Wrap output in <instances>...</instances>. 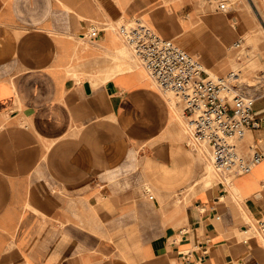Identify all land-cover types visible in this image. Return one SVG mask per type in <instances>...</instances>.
Instances as JSON below:
<instances>
[{"label":"crops","instance_id":"0c3cea01","mask_svg":"<svg viewBox=\"0 0 264 264\" xmlns=\"http://www.w3.org/2000/svg\"><path fill=\"white\" fill-rule=\"evenodd\" d=\"M201 5L0 0V264H264L263 238L240 224L264 217V158L233 174L244 204L223 184H202L181 105L138 70L110 21L141 18L170 38L194 23L213 44H227L209 62L218 69L244 28L236 12L202 14ZM239 16L248 29L257 24L251 13ZM91 21L101 28L88 38L82 30ZM108 55L134 69L103 80L78 70L120 69ZM253 112L262 116L264 106L254 100ZM251 130L264 149V121ZM248 140L239 136L240 150ZM202 159L207 170L232 175ZM190 182L194 194L176 201Z\"/></svg>","mask_w":264,"mask_h":264},{"label":"built area","instance_id":"2783aa9c","mask_svg":"<svg viewBox=\"0 0 264 264\" xmlns=\"http://www.w3.org/2000/svg\"><path fill=\"white\" fill-rule=\"evenodd\" d=\"M209 2L219 6L233 3L232 0ZM108 24L103 25L108 27ZM100 28V24L91 21L86 37H95ZM116 29L158 85L172 92L183 104L191 147L198 151L207 146L214 166L231 174L246 172L261 161L264 149L256 146L244 152L237 143L243 129L261 125L264 114L255 116L251 95L236 91L230 98L225 93L231 78H237L234 71L227 76H212L196 55L174 38L160 35L141 18L117 23ZM256 226L264 233V217L256 219ZM244 230H248V225Z\"/></svg>","mask_w":264,"mask_h":264},{"label":"rangeland","instance_id":"374dc122","mask_svg":"<svg viewBox=\"0 0 264 264\" xmlns=\"http://www.w3.org/2000/svg\"><path fill=\"white\" fill-rule=\"evenodd\" d=\"M192 1L196 4H202L200 6V11L202 12V14H204L206 12H216V11H220L221 13H225L226 10L227 11L229 10V12H231V13L236 12L237 20L240 21V25H242V27L244 28V31L242 32L241 35H239V37L232 44H236L237 42H239L240 45L236 44L235 46H233L231 48L230 56H229L228 60L225 61L224 63H222V65H220L218 67V69L214 68V67H212V68L216 71L217 75H221V76H227L228 73L237 69L236 71H238L240 73V77H239V79L231 78L232 79L231 85L235 86V88L237 89V92H240V93L244 92L245 94L251 95L252 97H254V100L256 99L255 100V108L264 106V95H263L264 94V76H262L264 74V0H232L233 3L230 4V6H228L227 4H223V5L219 6L217 3L209 2V0H192ZM240 13H243L246 16H248V14L251 13L253 15V17L256 19L257 24L254 27L248 29L246 27V25L244 24V22H242V20L239 16ZM110 21L115 26L118 22L120 23V21H118L117 23L113 22L112 20H110ZM189 22L190 21L187 20L186 24H188ZM111 23L108 25L110 26ZM192 25H194V26L192 28L188 29V31H187V33L190 37V40L188 38H186L185 35L182 34V35H180V37L184 38V40H183V43L180 42V45H182L183 47H185V46L186 47L187 46L192 47L193 50L191 52L194 55H196L200 60H202V62L205 65V68H206V63L204 62L203 59H206V60H209L210 62H213L215 60V58L219 55V53L227 47V44H226V46L223 44L221 47L213 44L210 41L208 36H202L198 33V28L194 23ZM231 26L234 28L237 25H236V23H232ZM79 27L81 28L80 24H79ZM109 28H112V27H109ZM82 31H83V33L86 32L87 27L83 28ZM83 33H80V35H82ZM194 36H195V38H194ZM171 37H177V35H173ZM83 41L86 44H88L87 41H85L82 38H79L80 43L83 44ZM228 46H230V45H228ZM215 51H217L216 54H215ZM108 56H110V55H108ZM108 59H110L112 61H115V59H117L118 60V62H117L118 66L120 63V65L122 64L121 65L122 67H120V69H118V70L112 69L110 71H108V70L104 71L103 69H100V68L78 69L79 68V65H78L77 69L79 71H81L82 73H84L85 75H87V77L103 80L105 78L112 77V76L116 75V73L121 71V70L129 68L130 64H129L128 59H125V62H124L122 60V57L116 56V55L110 56ZM78 60H80V58ZM72 68H76V67H72ZM242 78L243 79L245 78L246 82L245 81L240 82V79H242ZM247 82L250 85H247ZM230 98H231V96H230ZM180 104H181V107L183 109V104L182 103H180ZM251 129L245 128L243 130V132H245L246 130H251ZM261 139L262 138H259V140H261ZM184 140H185V142H187L188 138L185 137ZM253 140L259 141L258 138L255 137L254 133H253ZM253 140L250 139V140H248V141H250V143L245 142L243 144L245 150H247V151L250 150L249 148H251V145L254 144ZM240 142H242V141H240ZM201 154H202V151L200 149L197 151V154H196L197 156L200 157V159L203 162L202 174L199 177L200 181H201V177H203V175L207 171V167H205V164H204V161L202 159ZM254 168H256V166L253 167L252 170ZM232 176L235 177L234 181H236V179L239 175H233L232 174ZM262 178H264V175ZM214 179H216L217 184H215V185L211 184L209 186H215L216 187L217 185H222V183L218 182L219 179L217 177H214ZM201 182H202V184L205 183L204 178ZM201 182L199 185H201ZM192 184L193 183L190 182L187 184L186 187L182 188L180 191H177L176 196H175V200L176 201L189 200L190 197L192 196V194H194V191L196 188V186H193ZM263 186L264 185L262 183L260 185V188H262ZM241 194L239 197H240L241 202L244 204V200H245L244 195L245 194L244 193H241ZM235 201L236 200H234V202ZM251 221L255 222V225H256V220L253 218V216H252ZM251 221L246 222L245 220H240V224L241 225H243V224L248 225L249 229H251V231L255 233V226L253 229L252 223L250 224Z\"/></svg>","mask_w":264,"mask_h":264},{"label":"bare ground","instance_id":"6f19581e","mask_svg":"<svg viewBox=\"0 0 264 264\" xmlns=\"http://www.w3.org/2000/svg\"><path fill=\"white\" fill-rule=\"evenodd\" d=\"M151 26V25H150ZM152 27V26H151ZM154 28V27H153ZM155 29V28H154ZM156 30V29H155ZM157 31V30H156ZM158 32V31H157ZM159 33V32H158ZM109 36L113 39V42H114V46L115 47H121V48H124L125 49V43H124V40H122V38L120 37V35H118L117 33H115L114 31H112L111 29H110V31H109ZM160 34V33H159ZM161 35V34H160ZM183 35H185L186 36V38H190L189 37V35H188V33H187V31H184L183 32ZM171 38H177L178 39V41H180L181 43H183V40H184V38H182V37H180L179 35H177V37H171ZM190 40V39H189ZM236 44H239V42H237ZM235 44V45H236ZM240 45V44H239ZM130 49H131V47L129 46V45H127ZM187 48H188V50H190V51H192L193 49H192V47H188L187 46ZM131 51H132V53L134 54V56L136 57V59L138 60V62L146 69H144V68H142V67H138V70H140V71H143L146 75H147V73H146V71L150 74V72L148 71V69L145 67V65L142 63V61H141V59L134 53V51L131 49ZM127 54V53H126ZM127 56H129V54H127ZM205 60V62H206V64H207V66L209 67V69H210V71L214 74H211L212 76H217V74H216V71L212 68V65L209 63L210 61L209 60H206V59H204ZM207 68V67H206ZM134 68H132L130 65H129V68L128 69H126V70H124V71H131V70H133ZM234 72L236 73V75H237V79L239 78V75H238V73L234 70ZM150 76H151V78L153 79V81L155 82V84H156V86L159 88V90L162 92V93H164L165 95H167L168 97H169V99H170V101L172 102V106H174V107H178V105H181L180 104V102L178 101V98H176V96L172 93V92H170V91H167V90H164V89H162L159 85H158V83L156 82V80L154 79V77L150 74ZM149 76V77H150ZM262 76H264V74L262 75ZM225 93H227L228 95H230V96H232L233 95V93L234 92H236L237 91V89L235 88V86H233V85H228L227 87H226V89H225ZM242 94H244V95H246L244 92H241ZM264 95V94H263ZM256 100V99H255ZM180 112H181V114H182V116L184 117V126H185V130H186V133H187V138H189V130H188V127H187V123H186V116H185V113H184V111H183V109H182V107H181V109H180ZM249 128V127H248ZM244 130V129H243ZM241 137L242 138H249V139H252L253 140V131H251V130H246L245 132H241ZM239 135V136H240ZM254 141V143H255V145H257L258 147H260L261 148V146H262V142H263V139H261V140H259V141H255V140H253ZM201 151H202V156L204 157V159L208 162V164L210 165V166H212L214 169H216V170H219V169H217L215 166H214V164L212 163V161H211V159H210V157H209V148L207 147V146H205V149H201ZM201 153V152H200ZM264 158V157H263ZM263 158L261 159V161L263 160ZM261 161H259V162H261ZM259 162H257V163H259ZM214 177H217L219 180H218V182H220V183H222L223 185H224V187L226 188V190H227V192H228V194H229V196H232V197H235L237 200H240V198H238V196L237 195H239L240 194V189H239V187L236 185V183H235V181H234V179H235V177H233L232 175H227V174H225L224 176L222 175V176H220L218 173H216L211 167L207 170V172L204 174V176H203V178H204V180H205V185L206 186H208V185H215V184H217V182H216V179H214ZM246 219H251L250 218V215H246V217H245ZM252 225H253V229H254V226H255V234H258V235H260L262 238H263V240H264V233L263 232H261L260 230H258V228H257V226L255 225V222L254 223H252ZM251 230V229H250ZM259 236V237H260ZM262 240V239H261Z\"/></svg>","mask_w":264,"mask_h":264}]
</instances>
